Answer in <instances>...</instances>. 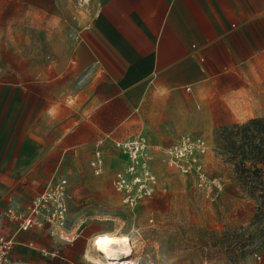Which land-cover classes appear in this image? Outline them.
Returning a JSON list of instances; mask_svg holds the SVG:
<instances>
[{"label":"crops","instance_id":"crops-1","mask_svg":"<svg viewBox=\"0 0 264 264\" xmlns=\"http://www.w3.org/2000/svg\"><path fill=\"white\" fill-rule=\"evenodd\" d=\"M94 2L65 68L27 96L0 93V235L18 226L7 207L26 206L59 175L84 176L81 152L94 157L100 138L110 137L106 171L112 139L195 134L194 117L216 125L264 117V0ZM70 88L77 107L67 103ZM93 233L67 240L35 226L19 232L11 259L49 264L46 248L85 264Z\"/></svg>","mask_w":264,"mask_h":264},{"label":"rangeland","instance_id":"rangeland-1","mask_svg":"<svg viewBox=\"0 0 264 264\" xmlns=\"http://www.w3.org/2000/svg\"><path fill=\"white\" fill-rule=\"evenodd\" d=\"M94 3L0 0V93L19 91L27 96L65 68L77 34L95 11ZM74 91L69 89L67 103L77 107L80 96ZM51 111L56 112L55 102ZM252 118L261 119L259 131L255 126H250V132L236 127L248 125ZM194 124L201 126L190 129L209 143L207 170L219 178L218 186L200 187L193 175L183 174L167 161L166 148L181 133L159 141L153 140L157 135L141 133L148 141L158 190L134 206L126 205L113 185L114 172L127 155L110 149L106 171L95 174L90 164L93 151L81 152L79 173L84 176L69 177L64 239L90 232H94L91 238L109 231L134 233L137 264H264V161L256 163L243 152L254 140L248 137L253 133L264 159V117L218 125L212 118L194 117ZM257 167L263 171H255ZM47 256L52 257L49 264L62 260L59 254ZM84 259L83 263L94 264L86 254Z\"/></svg>","mask_w":264,"mask_h":264},{"label":"built area","instance_id":"built-area-1","mask_svg":"<svg viewBox=\"0 0 264 264\" xmlns=\"http://www.w3.org/2000/svg\"><path fill=\"white\" fill-rule=\"evenodd\" d=\"M110 137H103L95 142L94 157L90 164L95 174L105 171L103 145ZM113 147L127 155L124 165L113 175V185L122 194L126 205L134 206L143 200L153 197L158 190V176L150 163L149 146L144 135H135L128 139L111 140ZM209 143L205 136L184 133L172 145L166 148V158L171 165L183 174L193 175L200 187L211 189L218 186V177H212L206 164ZM69 179L59 176L51 180L46 188L35 195L24 207L9 206L4 217L17 222L18 226L12 233L0 235V264H14L11 251L17 244L20 231L35 226H44L53 237L64 239L62 230L67 227L69 215ZM32 246L33 243H30ZM43 255L58 256V250L41 248Z\"/></svg>","mask_w":264,"mask_h":264},{"label":"bare ground","instance_id":"bare-ground-1","mask_svg":"<svg viewBox=\"0 0 264 264\" xmlns=\"http://www.w3.org/2000/svg\"><path fill=\"white\" fill-rule=\"evenodd\" d=\"M105 237L108 242H104L103 238ZM93 238V247L86 253V258L92 263L137 264L139 262V257L135 255L136 245L134 243L136 241L134 233L109 231L96 234ZM98 240L101 241L100 244H97ZM114 241H121V243H115ZM123 241H127V243Z\"/></svg>","mask_w":264,"mask_h":264},{"label":"trees","instance_id":"trees-1","mask_svg":"<svg viewBox=\"0 0 264 264\" xmlns=\"http://www.w3.org/2000/svg\"><path fill=\"white\" fill-rule=\"evenodd\" d=\"M261 122L262 121L259 118H252L249 121L248 125H243L241 127L240 126H236V127H238L239 129H241V128L245 129L246 131L250 132L251 131L250 126H255V127L258 128V129H256V131H259ZM262 129H264V127H262ZM248 137L251 138V139H254V140L249 143L250 147H249L248 151H245V150L243 151L244 152V157L247 158L248 155H249L250 158L254 160V162H256V163L263 162L264 159L260 156L261 149H260L258 143H255L257 137L253 133L248 135ZM255 171H263V169L257 167Z\"/></svg>","mask_w":264,"mask_h":264},{"label":"snow or ice","instance_id":"snow-or-ice-1","mask_svg":"<svg viewBox=\"0 0 264 264\" xmlns=\"http://www.w3.org/2000/svg\"><path fill=\"white\" fill-rule=\"evenodd\" d=\"M103 240H104V242H108L107 241V238L105 237V238H103ZM115 243H121V241H114ZM124 243H127V241H123ZM101 243V241L100 240H98L97 241V244H100Z\"/></svg>","mask_w":264,"mask_h":264}]
</instances>
